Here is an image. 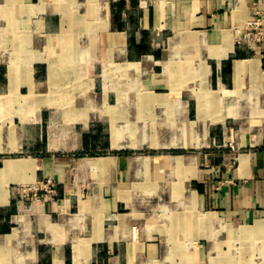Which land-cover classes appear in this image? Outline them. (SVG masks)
Here are the masks:
<instances>
[{
	"label": "crops",
	"instance_id": "crops-1",
	"mask_svg": "<svg viewBox=\"0 0 264 264\" xmlns=\"http://www.w3.org/2000/svg\"><path fill=\"white\" fill-rule=\"evenodd\" d=\"M258 9L0 0V264H264Z\"/></svg>",
	"mask_w": 264,
	"mask_h": 264
},
{
	"label": "built area",
	"instance_id": "built-area-1",
	"mask_svg": "<svg viewBox=\"0 0 264 264\" xmlns=\"http://www.w3.org/2000/svg\"><path fill=\"white\" fill-rule=\"evenodd\" d=\"M239 42L256 48L263 58L264 64V9H258L252 20L244 23ZM53 186L51 180L47 184Z\"/></svg>",
	"mask_w": 264,
	"mask_h": 264
}]
</instances>
